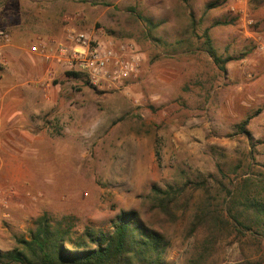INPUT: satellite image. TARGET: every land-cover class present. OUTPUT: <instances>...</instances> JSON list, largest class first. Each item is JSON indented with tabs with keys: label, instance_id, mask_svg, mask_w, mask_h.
I'll use <instances>...</instances> for the list:
<instances>
[{
	"label": "rangeland",
	"instance_id": "rangeland-1",
	"mask_svg": "<svg viewBox=\"0 0 264 264\" xmlns=\"http://www.w3.org/2000/svg\"><path fill=\"white\" fill-rule=\"evenodd\" d=\"M67 28L136 57L137 72L93 85L39 56L24 62L39 82L20 89L23 120L0 127V252L42 216L78 239L134 211L163 234L167 264H264V224L204 244V230L189 233L199 196L171 219L152 191L211 175L264 204V0H0V29L25 58L36 42L57 54ZM209 45L230 59L224 71Z\"/></svg>",
	"mask_w": 264,
	"mask_h": 264
},
{
	"label": "trees",
	"instance_id": "trees-1",
	"mask_svg": "<svg viewBox=\"0 0 264 264\" xmlns=\"http://www.w3.org/2000/svg\"><path fill=\"white\" fill-rule=\"evenodd\" d=\"M210 7H214L213 4ZM208 31L206 29L204 34L207 35ZM208 47L207 52L213 63L224 71L223 66L230 59H221L210 45ZM66 76L80 78L84 74L70 71L66 72ZM247 125L248 119L236 125V128L239 133L248 135ZM217 169L220 176L226 179L221 169ZM243 182L245 187L250 180L245 178ZM213 190L218 198L223 194V206L220 208L213 205ZM152 191L158 208L171 219L177 211L187 210L194 195L199 196L189 233L195 236L198 231L204 230V244L216 242L218 233L220 237L232 232L241 234L240 229L250 231L254 226L264 224V204L246 197L245 188L237 187L232 182L227 188L224 182L211 175L186 182L179 188L153 187ZM27 237L16 240V246L11 250L0 252V264H167L165 255L168 244L163 234L146 224L134 211H120L111 222L109 231L87 230L78 239L52 228L46 217L42 216L36 220L35 228L28 232ZM66 245L69 248H65Z\"/></svg>",
	"mask_w": 264,
	"mask_h": 264
},
{
	"label": "built area",
	"instance_id": "built-area-1",
	"mask_svg": "<svg viewBox=\"0 0 264 264\" xmlns=\"http://www.w3.org/2000/svg\"><path fill=\"white\" fill-rule=\"evenodd\" d=\"M64 37L65 45L52 41L57 46V54H54L52 49H48L46 44L38 42L28 48V53L50 60L66 69L84 72L88 74L93 85L106 81L109 85L116 86L123 78L135 75L137 72L136 57L130 60L118 58L113 50L104 47L86 33L67 28ZM9 43L8 34L0 29V64L2 65L6 64L4 53Z\"/></svg>",
	"mask_w": 264,
	"mask_h": 264
},
{
	"label": "crops",
	"instance_id": "crops-1",
	"mask_svg": "<svg viewBox=\"0 0 264 264\" xmlns=\"http://www.w3.org/2000/svg\"><path fill=\"white\" fill-rule=\"evenodd\" d=\"M5 54L6 64L2 65L3 70L0 71V127L16 122L18 119L23 120L25 96L20 89L29 82H39L38 77L34 76L28 81V78L21 74V67H26L24 62L29 59L33 61V57L38 55L28 53L29 58H25L12 44L6 48ZM24 76L28 77V74ZM12 130L16 135L18 129L12 128Z\"/></svg>",
	"mask_w": 264,
	"mask_h": 264
}]
</instances>
